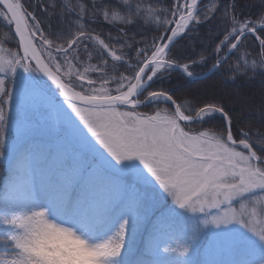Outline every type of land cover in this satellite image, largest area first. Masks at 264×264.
I'll list each match as a JSON object with an SVG mask.
<instances>
[{
  "label": "snow or ice",
  "instance_id": "snow-or-ice-1",
  "mask_svg": "<svg viewBox=\"0 0 264 264\" xmlns=\"http://www.w3.org/2000/svg\"><path fill=\"white\" fill-rule=\"evenodd\" d=\"M0 27V264H264V130L163 87L264 84V0H0Z\"/></svg>",
  "mask_w": 264,
  "mask_h": 264
},
{
  "label": "trees",
  "instance_id": "trees-1",
  "mask_svg": "<svg viewBox=\"0 0 264 264\" xmlns=\"http://www.w3.org/2000/svg\"><path fill=\"white\" fill-rule=\"evenodd\" d=\"M167 2V0H165ZM242 4L245 5H257L260 0H240ZM245 14H255L254 9L245 8ZM56 20L53 19V25L56 26ZM206 28L201 29V35L206 31ZM6 34V30L3 27H0V40L4 39ZM204 46L208 45V41H204ZM177 52L183 58L187 59L189 57L199 59V54L201 52V43L197 42L195 45H192L191 41H188L187 44L184 41H181L179 45H177ZM210 51V49H209ZM208 53H205L207 55ZM211 67V63H209L208 67H196L194 71L201 75L207 72ZM179 79V80H178ZM180 83L183 82L185 84L183 88L177 87V81ZM261 78L257 77L255 83H246L244 81H240L239 83L233 85L231 83H225V81L221 78L219 74L211 75L205 79L189 81L185 79L180 72L173 73L171 78L165 80L163 87L170 90L171 94L177 99L178 102L184 103L186 101H197L203 102L207 100H222L227 107L234 108L237 110V114L240 117V126L243 127H251L253 131L264 130V121L260 118L259 107L262 102H264V84L260 83ZM174 81H176L174 83ZM156 87H160V85H156ZM188 90L190 94L187 96L180 92V90ZM238 95H243L247 98V103L243 106V111H240L241 105L237 100ZM252 103L253 108H247L246 105H250ZM161 107V104L158 105ZM170 107V106H169ZM142 111H152L153 106H149L147 108L141 109ZM193 127H198L197 125H193ZM139 237V236H138ZM138 239V238H137ZM137 247L142 248L141 245V237L137 240ZM5 251L4 247L0 245V253Z\"/></svg>",
  "mask_w": 264,
  "mask_h": 264
},
{
  "label": "rangeland",
  "instance_id": "rangeland-1",
  "mask_svg": "<svg viewBox=\"0 0 264 264\" xmlns=\"http://www.w3.org/2000/svg\"><path fill=\"white\" fill-rule=\"evenodd\" d=\"M6 177H7V163H6V161L5 160H0V184H2L3 183V181L6 179ZM143 235H146V233H141V236H139V237H137L138 239L140 238V237H142ZM137 239V240H138ZM141 240H142V238H141ZM138 242V241H137ZM141 245H142V248H143V243L141 242ZM173 246H175V245H173ZM141 248V249H142Z\"/></svg>",
  "mask_w": 264,
  "mask_h": 264
},
{
  "label": "bare ground",
  "instance_id": "bare-ground-1",
  "mask_svg": "<svg viewBox=\"0 0 264 264\" xmlns=\"http://www.w3.org/2000/svg\"><path fill=\"white\" fill-rule=\"evenodd\" d=\"M208 72H209V70H208L207 72H205V73L199 75V76H203V75H205V74L208 73ZM209 76H211V74L208 75V77H209ZM206 78H207V77H206ZM204 79H205V78H204ZM178 80H179V79H178ZM176 81H177V80H176ZM176 81H174V83H175ZM192 81H194V80H192ZM176 84H177L176 86H177V87H180V88H183V86L185 85V84H183V82L180 83L179 81H177ZM180 92H182L183 94H185V95L188 96V95L190 94L191 90H190V91H188V90L186 91V90L182 89V90H180ZM253 106H254V105H253L252 103H250V105H246V107L249 108V109H250V108H253ZM165 107H169V106H165ZM246 128H247V127H246Z\"/></svg>",
  "mask_w": 264,
  "mask_h": 264
},
{
  "label": "water",
  "instance_id": "water-1",
  "mask_svg": "<svg viewBox=\"0 0 264 264\" xmlns=\"http://www.w3.org/2000/svg\"><path fill=\"white\" fill-rule=\"evenodd\" d=\"M208 75H210L209 72L206 73L205 75H203L202 77L206 78V77H208ZM202 79H203V78H202ZM195 80H197V79H195Z\"/></svg>",
  "mask_w": 264,
  "mask_h": 264
},
{
  "label": "clouds",
  "instance_id": "clouds-1",
  "mask_svg": "<svg viewBox=\"0 0 264 264\" xmlns=\"http://www.w3.org/2000/svg\"><path fill=\"white\" fill-rule=\"evenodd\" d=\"M69 243H71V241H69Z\"/></svg>",
  "mask_w": 264,
  "mask_h": 264
}]
</instances>
